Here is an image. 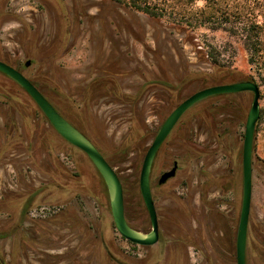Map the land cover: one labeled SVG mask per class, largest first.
<instances>
[{
    "label": "rangeland",
    "instance_id": "obj_1",
    "mask_svg": "<svg viewBox=\"0 0 264 264\" xmlns=\"http://www.w3.org/2000/svg\"><path fill=\"white\" fill-rule=\"evenodd\" d=\"M203 3L197 1L195 6ZM180 27L134 10L128 0H0V58H11L20 68L31 58L25 72L36 79L63 114L85 131L90 126L89 136L127 183L128 218L141 230L148 227L147 214L133 184L152 140L148 132L161 124L170 96L156 87L146 89L137 104V120L145 124L148 135L140 134L129 150L122 151L133 112L129 105L109 101L101 93L85 99L87 82L104 68L106 72L120 71L119 81L126 93H136L147 81L177 83L185 78L178 93L181 100L200 88L197 79L189 80L196 77L194 74L212 71L198 52L203 53L205 43L216 45L224 57L235 58L237 79L256 75L257 70L249 67L243 50L229 45L225 33L208 26ZM29 49L36 54L27 56ZM261 71L264 74V68ZM254 79L257 82V77ZM259 88L261 119L253 141L246 264H264V85ZM251 100L250 92L210 97L183 116L161 151L157 169L170 166L185 152L183 141L193 143L200 153L186 160L175 179L154 187L161 243L153 247L136 245L120 236L102 192L98 200L86 195L67 200L66 189L80 167L84 181L95 182L100 189H104L103 183L86 158L62 140L41 115L42 140L36 134L39 140L35 147L25 144L9 152L20 153L25 161L18 164L11 160L17 156L9 153L0 161V226L10 220L4 206L7 193L28 196L41 189L31 206L38 220L29 215L18 235L1 240L0 255L7 264H108L103 253L107 243L126 262L169 264L186 240L192 242L187 248L191 264H236L241 153ZM142 106L146 107L144 117L139 113ZM28 113L32 117L39 111L0 73V127L9 120L21 127ZM25 121L31 120L28 117ZM153 179L156 182L155 174ZM52 204L62 210L57 217H51ZM101 214L104 222L99 224Z\"/></svg>",
    "mask_w": 264,
    "mask_h": 264
},
{
    "label": "flooded vegetation",
    "instance_id": "obj_2",
    "mask_svg": "<svg viewBox=\"0 0 264 264\" xmlns=\"http://www.w3.org/2000/svg\"><path fill=\"white\" fill-rule=\"evenodd\" d=\"M36 54V51H32L31 49L28 50V52H26L27 56H29V54ZM0 60H2L3 62L9 64L10 66L14 67L15 69H17L18 71H20L26 78H28L37 89H39L44 96L53 104V106L58 110V112L63 115L69 122H71L76 128H78L81 132H83L94 144L95 146L98 148V150L101 152V154L105 157V159L108 161V163L113 167V169L115 170V172L117 173V175L119 176L121 182H122V187H123V197H124V211H125V218L127 220V222L134 228L141 230L142 228L139 225H136L134 223H132L129 218H128V207H127V186H126V182L124 177L121 176V174L116 171V169L114 168V165L112 164V162L107 158V156L102 152V150L97 146L96 142L93 140V138H91V136H89L88 132H91L92 129L90 128V126H88V130L85 131L79 124H77L76 122H74L70 116L63 114L55 105L54 103L45 95V93L42 90V86L36 81V79L34 77H32V75L26 73L25 71L27 69L30 68L31 63H32V59L28 58L25 63H24V67L20 68L14 61H12L11 58L5 57V58H0ZM14 60V59H13ZM106 68H104V70L102 71L101 74H97V76L95 78H92L90 81L87 82V90H86V98H88L87 100H92V98L95 97H99L98 95H96L97 93H101L104 97H107V99L109 101H116L118 103L121 104H127L129 105L130 110L133 112V115H131V119H130V128H129V132L128 135H134L136 134L138 137L140 136V134H147L146 132L148 131L147 127L145 128V124H141L140 121H138V109H137V104L139 102V100H141L143 93L146 91L147 88L150 87H156L159 88L160 90L165 91V93L170 96L168 99V102L166 104V106H164V110H165V114L163 116H161V124L159 125V127L157 128V130L155 129H151L149 130L148 134H152V140L150 142V144L146 147L145 150H147V148L151 145L156 133L158 132V130L160 129L161 125L163 124V122L165 121V119L169 116V114L176 108V106L183 101L184 99L180 100V96L178 95V93L181 91V88L185 85V78H183L181 81H178L177 83H170L169 81H163L161 79H157V80H151V81H147L145 82L144 85H142V88L140 90H138L136 93H126L124 91V89L121 87L120 84V78H121V73L120 71L114 69V70H110V71H105ZM2 75H4L9 81H11L12 83H14L16 86H18L21 91L27 96V98L30 100V102L34 103V105L36 106L37 110L39 111V113L35 114L37 116V119H35V115H33L32 117L29 116V113L27 114V118L25 113H22L23 115H25V117H23V123L22 126L20 127L18 122L17 125L10 120L8 121V123H4L3 126L0 127V161L1 159L4 157V155H8V153L13 150H17L21 148L25 147V144L31 148V147H35V145H37L36 141L42 140V133H41V115L45 118V120L47 121L48 125L53 129V131L62 139L64 140L67 144H69L71 147L75 148L76 150H78L81 155L86 158L87 160V164H90V166L93 168V170L96 171V173L98 174V177L101 179V183H103V187L104 189H100L99 187H97V185L95 184V182L92 184L91 182H86L84 181V176L82 174L83 170L80 167L79 169V174L77 173V178L73 177L71 178V187L66 189V198L67 200H71L73 201L75 198L77 199V197L79 195H86L87 197H92L95 200H98V193L102 192L103 197H107V202H108V195H107V190H106V186L104 184V181L100 175V173L98 172L97 168L94 166V164L92 163V161L90 160V158L87 156V154L82 151L81 149H79L78 147L74 146L73 144H71L70 142H68L65 138H63L56 130L55 128L50 124V122L47 120V118L45 117V115L43 114V112L41 111V109L39 108V106L35 103V101L32 99V97L10 76L0 72ZM194 78V77H192ZM190 78L189 80L194 81L196 79H192ZM166 83L172 85V87H168L166 85ZM231 83V82H230ZM200 86V85H199ZM204 88V87H201ZM198 89V90H199ZM197 91V90H196ZM195 92V91H194ZM193 92V93H194ZM241 92H249V91H241ZM241 92H235V93H224V94H216V95H212L209 97H206L198 102H196L195 104H193L192 106H190L177 120V122L175 123V125L173 126V128L171 129V131L169 132V134L166 136V138L163 140V142L161 143V145L159 146L158 150L156 151L152 166H151V172H150V188H151V193H152V198L154 201V196H153V191H154V187H163L164 185H166L169 181L175 179L177 176H179V173L181 171V169L184 167V165L186 164V160L189 162L192 157H195V153L199 154L200 151L195 149L193 147V143H190L189 141H183L181 143V146L185 149V152L183 154H181V156L174 158L172 160V163L170 166L167 167H161L160 169H157V163H158V159L159 156L161 154V151L163 149V147L165 146V144L168 142V140L171 138V136L173 135V133L177 130V127L179 125V123L181 122L183 116L195 105H197V103L210 98V97H216V96H222V95H228V94H237V93H241ZM251 93V92H250ZM137 95L136 100L133 97L130 96H126V95ZM252 94V93H251ZM86 102V101H85ZM86 104V103H85ZM145 106H142V108L140 109L139 113L141 114L142 117H144L145 115ZM250 108V107H249ZM249 110V109H248ZM248 113V111H247ZM3 115V114H2ZM247 116V114H246ZM31 120L30 122L26 123V119ZM246 121V119H245ZM258 122V121H257ZM87 123V121H86ZM89 124V123H87ZM21 125V123H20ZM142 125V126H141ZM257 125V124H256ZM245 126V124H244ZM256 129V128H255ZM37 134V136L39 138L35 139V135ZM147 134V135H148ZM255 135V134H254ZM244 136V133H243ZM243 145V144H242ZM252 152H253V148H252ZM9 155L11 157L13 156H17L15 159H11L12 161H16L18 164L23 163L25 160L23 159V157H21L20 159V153H17V155H15L14 153ZM145 155V154H144ZM89 162V163H88ZM241 163H242V153H241ZM142 164V163H141ZM141 168V166H140ZM172 169H174V173L169 176L166 177L164 180H161V177L164 173L171 171ZM140 173V171H139ZM156 176V182H153V176ZM72 176V175H71ZM70 176V177H71ZM133 189L134 191L138 192V197L140 198V200L142 201V206L144 207V209L146 210V214H147V222H148V227L145 230L142 231H148L151 228L150 225V218L147 212V209L145 207V204L143 202L141 193H140V189H139V175H138V179L136 181H134L133 184ZM53 189V188H52ZM41 191V189H37L34 191L33 194L30 195H25V194H12V193H7L6 196H4V206L6 208L9 209V211L7 212V215L10 217V220L8 221L7 224H5L4 226H0V241L7 239L9 237H14L16 235L19 234V232L21 231V228L23 226V224L25 223L26 218L32 216H34V220H38L36 218V215L32 214V210L31 206L33 204V201L35 200V195ZM56 191V188H55ZM55 192L53 191L52 194H54ZM59 194V192H58ZM155 204V201H154ZM52 206H54V210L51 213V217H57L59 213L62 212V210L55 206L54 204H52ZM63 207V206H61ZM13 208V209H12ZM156 208V205H155ZM16 209V210H14ZM108 209H109V213L111 215L110 212V207H109V202H108ZM251 209V208H250ZM35 210V209H34ZM16 211V213H14ZM156 213H157V219H158V234H159V239L155 244L152 245H148L145 247H153L155 245H158L161 243V228H160V222H159V213H158V209L156 208ZM105 216V215H104ZM250 216V214H249ZM112 218V215H111ZM102 214H101V218H100V223L104 222V220L102 221ZM113 221V219H112ZM249 223V222H248ZM114 224V222H113ZM115 227V225H114ZM116 229V228H115ZM118 232V231H117ZM248 232V229H247ZM121 236V235H120ZM122 237V236H121ZM124 238V237H123ZM125 239V238H124ZM126 240V239H125ZM128 241V240H127ZM130 242V241H129ZM103 243V241L100 240V245ZM131 243V242H130ZM184 243V247L181 249H179L177 254L172 255L173 257H171L170 261H168L169 264H191L190 259H188V251L187 248L189 247V245H192L191 241L187 242L186 240L183 241ZM246 243H247V238H246ZM134 244V243H133ZM236 244V243H235ZM111 247L109 246L107 243L104 245L103 249V253L106 257V259L108 260V264H138V262L136 261H130V262H126L123 260V257L114 254L111 251ZM245 258H246V252H245ZM0 264H7V261L0 255ZM151 264H158L157 261L152 262Z\"/></svg>",
    "mask_w": 264,
    "mask_h": 264
},
{
    "label": "water",
    "instance_id": "obj_3",
    "mask_svg": "<svg viewBox=\"0 0 264 264\" xmlns=\"http://www.w3.org/2000/svg\"><path fill=\"white\" fill-rule=\"evenodd\" d=\"M0 72L13 78L35 101L55 130L68 142L84 151L100 173L106 186L112 219L118 233L126 240L140 246L155 244L159 239L158 219L150 188L151 166L159 146L169 134L179 117L196 102L216 94L249 91L252 100L248 110L242 145V200L236 233V264H246V238L252 200V148L257 121L260 117V88L252 80L236 81L201 88L183 101L165 119L147 148L139 173V189L147 209L151 228L148 231L132 227L125 218L122 182L95 144L71 122H69L44 94L20 71L0 60ZM174 169L162 175L161 180L171 176Z\"/></svg>",
    "mask_w": 264,
    "mask_h": 264
},
{
    "label": "trees",
    "instance_id": "obj_4",
    "mask_svg": "<svg viewBox=\"0 0 264 264\" xmlns=\"http://www.w3.org/2000/svg\"><path fill=\"white\" fill-rule=\"evenodd\" d=\"M197 1H203L199 8ZM128 5L154 20H164L179 28L208 26L212 31L226 34L230 46L246 53L249 67H256L255 74L243 79L236 78L235 58L224 57L216 45L203 44L204 58L211 64L212 71L194 74L201 87L230 82L252 80L264 85V0H128ZM204 43V41H203ZM170 88L172 85L166 83ZM133 97L137 95H126ZM261 119V113L258 121ZM139 137L129 135L121 145L122 151L129 150ZM133 143V144H132ZM132 144V145H131Z\"/></svg>",
    "mask_w": 264,
    "mask_h": 264
}]
</instances>
